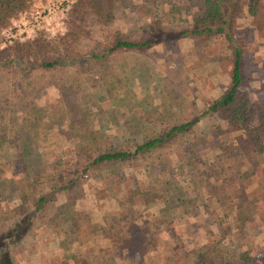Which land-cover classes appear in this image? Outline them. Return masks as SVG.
<instances>
[{
  "label": "trees",
  "instance_id": "16d2710c",
  "mask_svg": "<svg viewBox=\"0 0 264 264\" xmlns=\"http://www.w3.org/2000/svg\"><path fill=\"white\" fill-rule=\"evenodd\" d=\"M29 4L0 0V31ZM241 6L249 16L264 11L263 0H73L64 32L0 46V203L9 202L0 204V264H22L19 255L32 264L40 228L59 239V252L41 255L42 264H264V239L258 243L250 235L262 231L264 186L251 188L249 169L238 163L264 153V94L259 103L250 99L245 49L236 34ZM126 9L150 19L122 29L116 19ZM212 35L223 42L201 55L216 61L229 80L203 111L182 101L179 113L151 117L144 110L139 122L152 124L134 131L130 142L104 130L102 115L110 110L104 102L115 107L125 99L124 107L137 113L129 76L117 67L121 52ZM45 74L59 92L52 107L35 96L43 86L37 78ZM91 87L100 91L91 93ZM206 114L225 123L216 122L211 136L196 127ZM61 138L73 144L59 146ZM209 146L212 159L200 153ZM175 156L185 178L156 176L173 171ZM139 167L152 182L139 183ZM97 177L103 181L95 194L111 189L103 227L76 208L84 183ZM201 211L220 217L218 229L211 230L212 239L187 246L176 228L187 232ZM163 231L177 237L173 245ZM102 233L105 243H89Z\"/></svg>",
  "mask_w": 264,
  "mask_h": 264
},
{
  "label": "rangeland",
  "instance_id": "374dc122",
  "mask_svg": "<svg viewBox=\"0 0 264 264\" xmlns=\"http://www.w3.org/2000/svg\"><path fill=\"white\" fill-rule=\"evenodd\" d=\"M70 2L71 8L73 0H70ZM240 9L244 13L239 15L235 19V22L237 25V37L245 49V63L248 76L245 87L249 91L251 101L259 103L264 94V90L260 87V83L264 81V11L255 16H249L245 14L244 6H241ZM125 11V14H119L116 19V22L122 29H130L134 25H138L143 21H149L150 19L149 17H137L134 12L127 9ZM68 12L65 18L64 30L51 33L49 31L45 32L42 29L36 31L30 38L38 35L50 38L64 32L66 30ZM190 12L198 14L199 9L196 6H192ZM1 39L0 37V46L6 45L1 42ZM222 42L223 40L213 35L208 39L185 36L166 39L162 42L154 43L143 50L121 52L118 55L117 67L129 76L127 82H129L131 89L135 92L134 99H137V105L133 109L137 110V113L132 112L127 106L124 107L125 99L120 100L119 105L115 107H112L113 104L105 100L106 102H104L103 107H109L110 110L107 109L102 115L101 126L104 130L111 131L116 135L120 143L122 141L130 142L129 140L132 139L134 131L152 124L147 121L145 124L139 122L142 119L144 110H150L151 117L160 115L166 111L179 113L181 105L178 104V101H182L186 106L194 103L193 108L196 111H203L207 100L213 98L222 90L227 84L229 76L216 61L204 59L201 53L205 55L209 50L216 51ZM7 44L9 43L7 42ZM203 48H206L205 52H203ZM40 78V80L37 78V83L43 86L36 92L35 96H37V100L40 103L52 107L59 93L58 88L52 83L48 84L50 78L46 74L40 75ZM90 90L92 91L91 93L100 91L99 88L94 87H91ZM96 94L98 95L99 92ZM176 97L180 98L176 100ZM194 109L193 115L197 113ZM216 122L221 123L222 126L225 125L218 115L206 114L196 127L197 130H203L208 136H211L213 135V128ZM56 130L59 132L61 127L56 126ZM229 134L231 137H234L231 132ZM50 142H55V136L50 138ZM57 144L68 147L73 144V139L61 138ZM212 148L209 146L202 149L200 151L202 157L212 159L215 153ZM177 157L175 156L173 160L172 172L163 170L161 173L155 172L156 176L168 177L169 175H174L173 177H177L179 180L181 179L180 177L185 178V173L183 175L180 174L182 173L181 169L183 166L178 168V166L174 165L179 162ZM238 159H240L239 162L238 160L228 162L231 170L235 169L236 162L239 164L244 163L245 168H248L250 172L251 188L257 191L261 189L264 186V153L257 155L249 161H246L242 157ZM136 173L141 185L146 184L144 183L146 180L152 182L154 178L148 173L146 177L140 167ZM235 179L237 184H239L241 179L237 176ZM101 181L103 180L98 177L87 180L83 186L82 196L76 203V208L96 227H103L102 209L106 205L105 196L111 194V189L109 188L104 189L103 193L105 196L94 193L95 188L101 185ZM127 184V182H124L123 187H127ZM0 204L3 207H8L9 202L2 200ZM219 218L212 211H201L195 223L187 224V232H184L182 226L177 227L175 225L177 227L176 236L187 246L210 240L213 238L211 230L216 231L218 229ZM173 224L171 223V225ZM259 226L258 228L262 231L259 232L255 229L250 232V235L256 242L261 243L264 239V221H261V225ZM43 230L44 228L38 230L40 236L38 239V250L32 256V264H42L40 256L43 254L51 256L59 252V239L57 235L46 233ZM103 234L92 237L89 243H105L107 239ZM161 234L169 246L175 243L174 238H177L176 236L172 237L166 231H163ZM87 244L88 242L82 246H86ZM19 256H21L20 262L22 264L26 263V258L22 255Z\"/></svg>",
  "mask_w": 264,
  "mask_h": 264
},
{
  "label": "built area",
  "instance_id": "2783aa9c",
  "mask_svg": "<svg viewBox=\"0 0 264 264\" xmlns=\"http://www.w3.org/2000/svg\"><path fill=\"white\" fill-rule=\"evenodd\" d=\"M70 3V0H30L28 8L1 29V42L27 39L42 29L51 33L64 30Z\"/></svg>",
  "mask_w": 264,
  "mask_h": 264
}]
</instances>
